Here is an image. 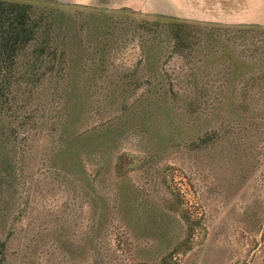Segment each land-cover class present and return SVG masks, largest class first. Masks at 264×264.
I'll use <instances>...</instances> for the list:
<instances>
[{
    "label": "rangeland",
    "instance_id": "1",
    "mask_svg": "<svg viewBox=\"0 0 264 264\" xmlns=\"http://www.w3.org/2000/svg\"><path fill=\"white\" fill-rule=\"evenodd\" d=\"M151 1H32L80 22L88 11L120 21L84 57L93 97L13 161L22 172L0 190V264H160L170 254L167 264H264V27L175 17L193 46L159 63L143 56L141 34L176 22ZM208 37L225 41L214 63ZM159 82L172 87L148 97L145 85Z\"/></svg>",
    "mask_w": 264,
    "mask_h": 264
},
{
    "label": "trees",
    "instance_id": "2",
    "mask_svg": "<svg viewBox=\"0 0 264 264\" xmlns=\"http://www.w3.org/2000/svg\"><path fill=\"white\" fill-rule=\"evenodd\" d=\"M32 1L36 0H0V190L9 185L14 188L10 179L18 177L22 171L13 169V161L16 163L18 156L26 152L33 135L49 130L57 133L64 127L67 114L79 109L82 96L85 94L87 99L93 97L90 92L93 79L84 78V82L79 75L84 72L82 63L87 60L84 57L100 48L98 36L108 29L107 23L120 21L112 13L88 11L80 22L73 13ZM164 18L176 22L174 18ZM177 22H170L165 27L152 24V31L141 34L147 38L141 47L146 59L157 58L160 63L161 54L168 49H171L170 54H176L193 46L185 26L189 23ZM134 25L136 29L139 27ZM127 29L131 31L132 25L121 30ZM131 32L136 33L135 30ZM219 42L225 43L219 38L208 43L212 63L217 59L216 50L212 47L220 45ZM221 48L226 50V46ZM150 68L152 72H158L157 66L149 64L147 69ZM166 87L172 85L161 82L147 84L145 92L149 97L150 93L158 90L165 93ZM60 144L61 149H66L63 142ZM106 217L107 213L103 211L102 220ZM4 220L6 223L7 219ZM3 248L0 240V250ZM169 259H172L171 254L160 264H167Z\"/></svg>",
    "mask_w": 264,
    "mask_h": 264
},
{
    "label": "crops",
    "instance_id": "3",
    "mask_svg": "<svg viewBox=\"0 0 264 264\" xmlns=\"http://www.w3.org/2000/svg\"><path fill=\"white\" fill-rule=\"evenodd\" d=\"M58 1L90 5L97 4L98 0ZM151 2L155 10L166 17L185 18L191 21L213 20L217 21V24L222 22L223 25L230 26L264 27V0H152ZM147 5L151 6V3ZM107 7L116 8L111 5Z\"/></svg>",
    "mask_w": 264,
    "mask_h": 264
}]
</instances>
